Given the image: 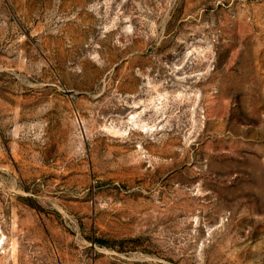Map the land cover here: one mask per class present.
I'll return each instance as SVG.
<instances>
[{
    "label": "rangeland",
    "instance_id": "374dc122",
    "mask_svg": "<svg viewBox=\"0 0 264 264\" xmlns=\"http://www.w3.org/2000/svg\"><path fill=\"white\" fill-rule=\"evenodd\" d=\"M0 264H264V0H0Z\"/></svg>",
    "mask_w": 264,
    "mask_h": 264
}]
</instances>
